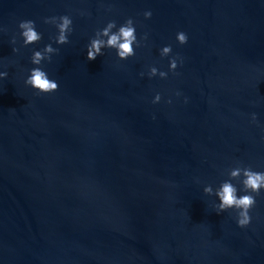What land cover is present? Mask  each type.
<instances>
[{
    "label": "water",
    "instance_id": "1",
    "mask_svg": "<svg viewBox=\"0 0 264 264\" xmlns=\"http://www.w3.org/2000/svg\"><path fill=\"white\" fill-rule=\"evenodd\" d=\"M62 15L58 45L44 19ZM128 18L135 55L87 60ZM24 20L41 34L27 46ZM34 67L58 89L26 85ZM0 72V264H264V189L230 181L255 196L246 227L215 208L231 169L264 172V0H0Z\"/></svg>",
    "mask_w": 264,
    "mask_h": 264
},
{
    "label": "clouds",
    "instance_id": "2",
    "mask_svg": "<svg viewBox=\"0 0 264 264\" xmlns=\"http://www.w3.org/2000/svg\"><path fill=\"white\" fill-rule=\"evenodd\" d=\"M145 19L151 17V11H145L143 13ZM45 24H53L58 34L55 36V43L58 45L69 43L68 34L72 32V20L67 15L59 17H49L44 19ZM115 21H109L107 25L95 33L89 44L86 46L87 56L89 61L95 60L97 56L103 55L102 48H112L116 51V56L120 60H125L128 57L135 55L133 45L136 47L141 46V41L146 39L145 36L141 37L138 41L136 37V29L132 18H128L120 25L116 31H112L116 28ZM18 28L21 30L20 36L23 40V45L27 46L38 42L41 39V34L35 30V22L32 20L20 21ZM106 37V39H105ZM176 41L183 45L187 43V35L184 32H178L176 34ZM12 43H15L13 39ZM13 51H17L13 49ZM51 44L45 45L41 51H34L31 56V63L33 65H40L42 60H50V54L57 52ZM172 51L171 45L164 46L160 50L161 57L168 56ZM178 61L182 63V59L179 57H172L169 60V71H174L177 68ZM159 75L161 78H166L167 73L159 71L155 67H150L148 76ZM143 75V73H141ZM6 72H0V78H5ZM25 84L35 89L38 93H50L58 89V83L48 78V75L40 67H34L30 70V74L25 79ZM160 100V95L157 93L153 98V103H157ZM170 103V101H169ZM256 119L255 114L252 117ZM229 180L222 182L218 189L215 190V195L219 201L215 205L216 212H224L228 209H234L237 211L236 223L239 227H246L250 223L249 210L255 205V196L252 194L237 195V188L230 181L232 179H239L242 185L241 191L245 193H254L259 195L260 190L264 189V172H257L251 170L249 167L237 166L231 169L228 173ZM243 179H240V177ZM203 192L208 195L213 194L211 186H205Z\"/></svg>",
    "mask_w": 264,
    "mask_h": 264
}]
</instances>
